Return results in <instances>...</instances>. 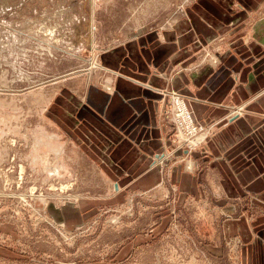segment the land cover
<instances>
[{"label":"rangeland","instance_id":"374dc122","mask_svg":"<svg viewBox=\"0 0 264 264\" xmlns=\"http://www.w3.org/2000/svg\"><path fill=\"white\" fill-rule=\"evenodd\" d=\"M192 1L0 0V264H247L227 222L244 211L170 180L173 162L200 174L191 152L212 126L197 149L154 157L163 181L122 195L60 124L91 84L112 87L104 50L173 25Z\"/></svg>","mask_w":264,"mask_h":264},{"label":"crops","instance_id":"0c3cea01","mask_svg":"<svg viewBox=\"0 0 264 264\" xmlns=\"http://www.w3.org/2000/svg\"><path fill=\"white\" fill-rule=\"evenodd\" d=\"M185 9L173 25L104 50L112 87L91 84L60 124L124 195L165 179L157 154L184 155L171 145L167 92L186 96L196 121L213 130L191 152L200 174L173 162L170 180L196 197L219 189L215 202L244 211L227 222L247 242L245 262L264 264V0H193Z\"/></svg>","mask_w":264,"mask_h":264},{"label":"built area","instance_id":"2783aa9c","mask_svg":"<svg viewBox=\"0 0 264 264\" xmlns=\"http://www.w3.org/2000/svg\"><path fill=\"white\" fill-rule=\"evenodd\" d=\"M168 97L170 98L169 109L171 111L169 119L174 133L172 140H174L175 146H183L191 152L205 140L203 136L199 135L206 130V127L196 121L186 96L172 90Z\"/></svg>","mask_w":264,"mask_h":264},{"label":"bare ground","instance_id":"6f19581e","mask_svg":"<svg viewBox=\"0 0 264 264\" xmlns=\"http://www.w3.org/2000/svg\"><path fill=\"white\" fill-rule=\"evenodd\" d=\"M195 117V116H194ZM206 127V130L203 132V133H201L202 135H204V136H206V135H208L207 134V131L209 132V128L207 127V126H205ZM201 134L199 135V136H201ZM206 134V135H205ZM193 152V151H192ZM191 166V165H190ZM189 168H191V167H189Z\"/></svg>","mask_w":264,"mask_h":264}]
</instances>
